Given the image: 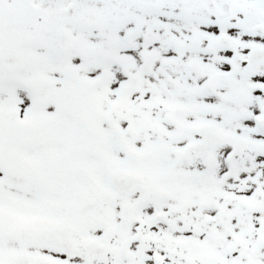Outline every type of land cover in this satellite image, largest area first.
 <instances>
[{
  "label": "snow or ice",
  "instance_id": "1",
  "mask_svg": "<svg viewBox=\"0 0 264 264\" xmlns=\"http://www.w3.org/2000/svg\"><path fill=\"white\" fill-rule=\"evenodd\" d=\"M0 264H264V0H0Z\"/></svg>",
  "mask_w": 264,
  "mask_h": 264
}]
</instances>
